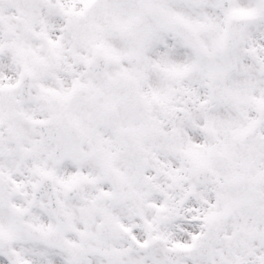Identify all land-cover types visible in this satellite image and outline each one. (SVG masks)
I'll use <instances>...</instances> for the list:
<instances>
[{"label":"snow or ice","instance_id":"obj_1","mask_svg":"<svg viewBox=\"0 0 264 264\" xmlns=\"http://www.w3.org/2000/svg\"><path fill=\"white\" fill-rule=\"evenodd\" d=\"M0 264H264V0H0Z\"/></svg>","mask_w":264,"mask_h":264}]
</instances>
